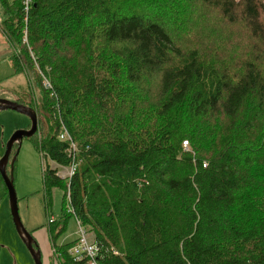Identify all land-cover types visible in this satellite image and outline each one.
Returning a JSON list of instances; mask_svg holds the SVG:
<instances>
[{"label": "trees", "instance_id": "16d2710c", "mask_svg": "<svg viewBox=\"0 0 264 264\" xmlns=\"http://www.w3.org/2000/svg\"><path fill=\"white\" fill-rule=\"evenodd\" d=\"M0 12L11 63L39 92L17 100L37 111L29 139L51 162L78 161L68 185L43 168L47 210L64 190L47 221L57 264H85L69 252L78 235L57 242L71 216L101 264H264V0H0Z\"/></svg>", "mask_w": 264, "mask_h": 264}, {"label": "rangeland", "instance_id": "374dc122", "mask_svg": "<svg viewBox=\"0 0 264 264\" xmlns=\"http://www.w3.org/2000/svg\"><path fill=\"white\" fill-rule=\"evenodd\" d=\"M29 1L26 0L27 3ZM4 17V13L0 15V21ZM2 33L0 30V98H6V100H18L20 98L27 102L37 100L39 92L35 88L34 82L25 73V70L20 72L15 70L9 61V53L11 51L9 47L11 44ZM256 46L257 48L263 46L261 40L256 42ZM214 117L215 115H208L206 118L212 120ZM30 123V117L26 114L23 115L17 110H0V156L4 154L6 150L5 143L9 141L14 130L29 127ZM186 141H188V145H185ZM72 142L75 143L77 149V143L73 139ZM183 145L185 150H189L191 147L189 139H184ZM41 153L33 141L29 137H25L20 143L19 152L16 155L14 185L18 194V212H20L22 223L27 230L33 232V237L39 245L40 252H42V264H48L47 256L53 248L47 225L48 213L53 217L60 216L61 207H63L64 190L62 187L54 188L52 205L47 210L43 198V168L45 169L49 162L50 168H55L68 185L71 177L70 167L78 165V161L73 159L71 163L65 166L56 161L51 162L50 159L44 157ZM9 167L11 169V164ZM13 223L8 192L6 193L5 188L0 186V264H34L35 261L32 254L27 250L26 244L20 238ZM78 228L75 216H71L67 230L57 237L58 244L65 241L68 242L75 237L77 238ZM88 233L87 236L89 237L90 234L88 235Z\"/></svg>", "mask_w": 264, "mask_h": 264}, {"label": "water", "instance_id": "95a60500", "mask_svg": "<svg viewBox=\"0 0 264 264\" xmlns=\"http://www.w3.org/2000/svg\"><path fill=\"white\" fill-rule=\"evenodd\" d=\"M10 110L14 109L22 113L26 114L31 119V123L29 127H25L24 129H16L11 135L9 141H6V150L3 155L0 156V172L4 179L5 186L8 189V199L10 201V213L13 218V225L16 227L20 238L26 244L27 250L32 254L34 258V264H42V252H40L39 245L36 239L33 237V233L24 226L22 223V218L20 212H18L19 205L17 199V190L14 185V174L12 172L14 166V160L16 159V155L19 152V145L25 139V137H30L38 132L39 126V118L37 116L36 109L28 104V103H20L17 100H6V98H0V110ZM18 144L17 154L12 156V161L9 158L12 152L13 144ZM11 163L10 174L7 172L6 168L8 164Z\"/></svg>", "mask_w": 264, "mask_h": 264}, {"label": "built area", "instance_id": "2783aa9c", "mask_svg": "<svg viewBox=\"0 0 264 264\" xmlns=\"http://www.w3.org/2000/svg\"><path fill=\"white\" fill-rule=\"evenodd\" d=\"M44 76V84L46 88L50 89L52 87V82L45 76ZM63 132H61L60 137L62 140H68L71 142L70 144L76 148V145L74 142H72V138L70 136L69 131L66 129V127L63 126ZM185 145H188V141L185 142ZM71 169V176L75 172L74 165L70 167ZM69 183V181H68ZM68 210L74 212L73 208L71 206L68 207ZM50 221L54 220V217H49ZM76 223L78 224V241L69 249L70 254L74 257L75 260L84 261L85 264H101L98 260V254L99 250L96 248L97 246L90 242L87 237V229L79 222V218H76Z\"/></svg>", "mask_w": 264, "mask_h": 264}, {"label": "crops", "instance_id": "0c3cea01", "mask_svg": "<svg viewBox=\"0 0 264 264\" xmlns=\"http://www.w3.org/2000/svg\"><path fill=\"white\" fill-rule=\"evenodd\" d=\"M11 59V58H10ZM9 59V61L11 62V60ZM13 66V65H12ZM53 217V216H52ZM33 233V232H32ZM89 238H90V240H92V237L91 236H89ZM54 254H55V252H54V248H52L51 250H50V253L48 254V256H47V259H48V264H52L51 262V260L53 259V261H55V264H57V261H59V258L57 257V258H53V256H54Z\"/></svg>", "mask_w": 264, "mask_h": 264}, {"label": "bare ground", "instance_id": "6f19581e", "mask_svg": "<svg viewBox=\"0 0 264 264\" xmlns=\"http://www.w3.org/2000/svg\"><path fill=\"white\" fill-rule=\"evenodd\" d=\"M65 177V176H64Z\"/></svg>", "mask_w": 264, "mask_h": 264}]
</instances>
